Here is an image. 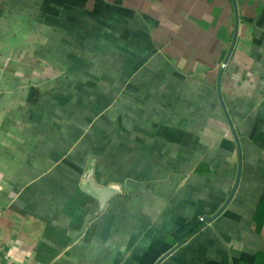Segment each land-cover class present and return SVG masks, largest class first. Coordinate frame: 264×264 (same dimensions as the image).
Listing matches in <instances>:
<instances>
[{"label": "crops", "instance_id": "crops-1", "mask_svg": "<svg viewBox=\"0 0 264 264\" xmlns=\"http://www.w3.org/2000/svg\"><path fill=\"white\" fill-rule=\"evenodd\" d=\"M236 3L225 61L233 0H0V263L154 264L180 237L159 264H238L264 250V220L258 229L254 218L264 195V0ZM128 68L146 76L135 79L140 90L149 78L147 89L170 95L125 115L131 129L121 114L120 129L97 133L96 111L73 110L81 84L100 107L108 91L128 88ZM219 79L241 178L213 223L183 237L191 227H181L224 202L223 189L209 198L201 182L202 170L220 169L207 158L219 135L209 124L235 140ZM221 153L235 155L221 162L236 176L237 145ZM90 157L99 182L123 187L97 215L79 186Z\"/></svg>", "mask_w": 264, "mask_h": 264}, {"label": "rangeland", "instance_id": "rangeland-1", "mask_svg": "<svg viewBox=\"0 0 264 264\" xmlns=\"http://www.w3.org/2000/svg\"><path fill=\"white\" fill-rule=\"evenodd\" d=\"M161 64L159 65V68H161ZM80 69V67H79ZM142 72H138L135 73L133 72L130 68L127 69L126 74H127V80H128V88L126 90L120 91V90H110L108 91V94L105 96L106 98H104L102 96L101 99H103L104 101L106 100L108 105H102L103 100H101V104L100 107L99 106H95V102L96 100L99 101L100 98H98L96 91H94V89L92 88V86L90 87L89 84H81V88L79 90V106L78 107H73V110L75 111L76 109H78L80 116L85 115V117L88 115V113L90 112H95L98 114L97 115V119H101V121H98L97 123V127L95 128L97 130V133H101V130H104L107 125H110V129H112L111 131H115L117 129H120V127L118 126V122H119V118L120 115L124 114V115H136L138 113H142V111L146 108V107H150V103H152L151 101L156 100V101H163L164 98H166L169 94L168 89H162L161 87H154L151 88L149 87V89L146 88V85L148 84L147 81L148 80H144L143 85V89L140 90L141 85L135 84L136 80L140 77H146L145 75H141ZM79 78L81 80H83L85 76V74H79L78 75ZM88 77V75H86ZM131 81H133L131 83ZM162 84V82H161ZM142 93L143 91V96L138 94ZM141 91V92H140ZM122 93V94H121ZM96 94V95H95ZM146 94V95H145ZM64 97L66 98H71V88H66L64 89ZM75 98V97H74ZM104 106V107H103ZM121 106V107H120ZM106 107V108H105ZM100 108V109H99ZM65 112L67 110H71V106H65L64 107ZM103 110V111H102ZM108 110V113H107ZM113 118L114 122L108 121V118ZM107 119V120H105ZM83 122H87V120L83 121ZM90 123H92L90 121ZM112 123H116L117 125H111ZM225 125V124H224ZM221 127H216L214 124L210 123L208 129L211 131H217V133L219 134L217 137H209L208 142H207V158L208 161L210 162H217V166L218 168H220L218 171L217 169L215 170H210L209 167L207 168V171L202 170V180L201 182H204V177L207 178V180L209 181V194L208 197L211 198V196H214V192L211 193V191H213L212 189L215 187V185H217L218 191L219 189H223L224 192V200L226 199V197L228 196L234 180H235V174H232V170H230V167H226L227 165H225L224 163L221 162L222 158L226 159V164L227 163H232L233 161H235V155L227 157L225 155H223L221 153L223 147L226 149H229L233 146L236 147L237 143L235 144L233 138H227L225 139L224 137L222 138V132L223 129L225 130V126H222V130H219ZM191 129L194 132H196L197 130H199V126H195L194 124L191 126ZM218 129V130H217ZM104 135V134H103ZM113 142L115 143V145H118L119 143L117 142L119 139L115 138L114 136L112 137ZM241 142V139H240ZM242 144V143H241ZM200 144H198V142L196 144H194V146L199 147ZM199 150V149H198ZM199 156L198 154H194L193 155V159H192V169H193V176L196 173V169L198 168V161H199ZM217 171V174H215ZM232 171V172H231ZM104 174L103 173V169H101V175ZM104 178V177H103ZM197 179V178H196ZM194 180V179H193ZM212 181V183L210 182ZM135 188V187H133ZM217 190V189H216ZM217 194L215 193V196ZM211 207V206H210ZM200 218V217H199ZM202 223H204V225H210L208 224V222H206L205 220H201L199 219ZM213 222H211L212 224Z\"/></svg>", "mask_w": 264, "mask_h": 264}, {"label": "water", "instance_id": "water-1", "mask_svg": "<svg viewBox=\"0 0 264 264\" xmlns=\"http://www.w3.org/2000/svg\"><path fill=\"white\" fill-rule=\"evenodd\" d=\"M234 2V10H235V33L234 37L232 40V44L230 46V49L227 53V56L225 58V61H227L229 54L231 53L233 46L236 41L237 37V32H238V27H239V13H238V8H237V3L236 0H233ZM218 93L220 95V101L222 102V107L224 109V112L226 114L227 120L229 122V125L233 131L236 143H237V148H238V167H237V173L235 176V180L233 183V186L222 203V205L213 213V214H208L205 215L206 222L211 223L216 219L222 212L223 210L229 205L231 202L232 198L234 197L236 190L238 188L240 178H241V172H242V166H243V155H242V150H241V142L238 137L237 131L233 125V121L231 120L230 114L227 110V107L224 103L222 94H221V85H220V79L218 83ZM122 124L124 125L125 128L131 129L132 124H133V118L130 116H123L122 117ZM96 163L97 160L93 157L88 158L86 165L84 167V171L81 175L79 186L82 191L90 195L94 199L93 207H92V212L97 215L100 211H102L107 202L114 197L115 195L121 193L123 191V187L121 183L117 181H110L109 183L103 184L98 181L97 176H96ZM183 242V239L180 237L178 242L167 252H165L161 257L154 263V264H159L169 253H171L173 250H175L178 246H180Z\"/></svg>", "mask_w": 264, "mask_h": 264}, {"label": "trees", "instance_id": "trees-1", "mask_svg": "<svg viewBox=\"0 0 264 264\" xmlns=\"http://www.w3.org/2000/svg\"><path fill=\"white\" fill-rule=\"evenodd\" d=\"M254 218L257 221V228L260 229L264 220V195L259 202V206L255 212ZM201 225V221L198 222L197 219H193L189 221V223H187L185 226L181 227L180 232L186 231L189 227H191L188 232L184 233L183 237H186L187 235L196 231ZM238 264H264V250L257 251L254 255L253 261L239 259Z\"/></svg>", "mask_w": 264, "mask_h": 264}, {"label": "built area", "instance_id": "built-area-1", "mask_svg": "<svg viewBox=\"0 0 264 264\" xmlns=\"http://www.w3.org/2000/svg\"><path fill=\"white\" fill-rule=\"evenodd\" d=\"M200 219L205 220L206 218H205V216H201ZM0 264H2V263H0Z\"/></svg>", "mask_w": 264, "mask_h": 264}]
</instances>
